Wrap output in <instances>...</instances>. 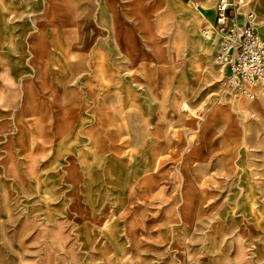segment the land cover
I'll return each mask as SVG.
<instances>
[{
  "label": "crops",
  "instance_id": "obj_1",
  "mask_svg": "<svg viewBox=\"0 0 264 264\" xmlns=\"http://www.w3.org/2000/svg\"><path fill=\"white\" fill-rule=\"evenodd\" d=\"M120 1L0 0V167L16 179L32 169L36 174L29 178L85 180L86 210H98L91 219L98 234L93 240L82 219L78 237L102 260L152 257L153 237L126 228L135 216L150 228L154 222L168 225V211L179 204L170 199V148L189 145H171L169 118L163 111L154 117L139 101L137 0H125L130 7L125 11ZM167 1L177 4L188 33L192 24L198 32L201 27L212 32L206 45L189 43L178 84L195 87L222 78L225 72L214 61L219 36L212 30L217 0ZM245 1L244 11L254 12L264 37V0ZM238 20L243 23V16ZM212 145L211 188L228 193L237 180L249 192L251 178L264 180V139L256 144L257 160L248 154L247 147L256 146L249 139ZM95 191L96 202L90 197ZM30 205L43 213L63 210L47 202Z\"/></svg>",
  "mask_w": 264,
  "mask_h": 264
},
{
  "label": "rangeland",
  "instance_id": "obj_2",
  "mask_svg": "<svg viewBox=\"0 0 264 264\" xmlns=\"http://www.w3.org/2000/svg\"><path fill=\"white\" fill-rule=\"evenodd\" d=\"M120 5L123 11L130 9L128 1L121 0ZM136 5L139 101L153 109L154 117H161L163 111L169 118L171 145L189 144L170 148V199L178 200L180 210L172 207L164 226L154 222L147 227L145 218L137 221L136 216L129 222L127 230L153 237L151 258L97 259L83 248L77 232L85 219L93 240L98 234L97 221H91L98 210H86L85 180L29 178L36 174L32 169L16 179L8 176L16 173L0 167V264H264V180L257 175L251 178L250 193L234 180L227 193L226 188L219 192L211 188L209 177L216 150L213 141L244 138L256 145L264 139V95L249 100L224 87L219 75L200 86L179 85L189 43L206 45L211 37H204L206 28L193 29L195 24L188 33L176 3L137 0ZM248 106L252 109L245 114ZM256 146L247 147L251 160H257L261 149ZM90 197L96 202V191ZM33 201L61 205L63 210L43 213L31 208ZM109 221L107 217L103 224Z\"/></svg>",
  "mask_w": 264,
  "mask_h": 264
},
{
  "label": "built area",
  "instance_id": "obj_3",
  "mask_svg": "<svg viewBox=\"0 0 264 264\" xmlns=\"http://www.w3.org/2000/svg\"><path fill=\"white\" fill-rule=\"evenodd\" d=\"M245 5L244 0L216 1L212 30L219 39L214 59L225 72L224 87L254 100L264 95V37L257 32L254 12L244 11Z\"/></svg>",
  "mask_w": 264,
  "mask_h": 264
},
{
  "label": "bare ground",
  "instance_id": "obj_4",
  "mask_svg": "<svg viewBox=\"0 0 264 264\" xmlns=\"http://www.w3.org/2000/svg\"><path fill=\"white\" fill-rule=\"evenodd\" d=\"M244 2L246 3L247 1L244 0ZM203 34H204V37H206V38H210L211 37L210 32L206 34L205 30L203 31Z\"/></svg>",
  "mask_w": 264,
  "mask_h": 264
}]
</instances>
